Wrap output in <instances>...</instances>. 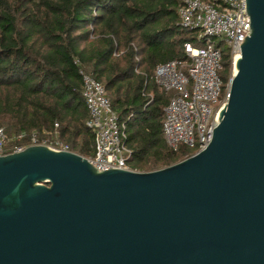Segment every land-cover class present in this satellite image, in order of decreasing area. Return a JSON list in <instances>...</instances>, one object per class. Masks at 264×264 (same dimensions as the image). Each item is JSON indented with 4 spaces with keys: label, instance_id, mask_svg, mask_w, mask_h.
<instances>
[{
    "label": "water",
    "instance_id": "water-1",
    "mask_svg": "<svg viewBox=\"0 0 264 264\" xmlns=\"http://www.w3.org/2000/svg\"><path fill=\"white\" fill-rule=\"evenodd\" d=\"M207 144L147 171L45 145L0 155V264H264V0H244Z\"/></svg>",
    "mask_w": 264,
    "mask_h": 264
},
{
    "label": "trees",
    "instance_id": "trees-1",
    "mask_svg": "<svg viewBox=\"0 0 264 264\" xmlns=\"http://www.w3.org/2000/svg\"><path fill=\"white\" fill-rule=\"evenodd\" d=\"M213 1V0H206ZM181 0H0V127L7 136L51 131L83 157L92 132L81 96L77 57L104 86L118 123L124 125L127 166L147 171L195 152L164 141L163 107L172 92L158 88L156 64L185 59L183 43H197L179 27ZM219 72L230 71L221 48Z\"/></svg>",
    "mask_w": 264,
    "mask_h": 264
},
{
    "label": "built area",
    "instance_id": "built-area-1",
    "mask_svg": "<svg viewBox=\"0 0 264 264\" xmlns=\"http://www.w3.org/2000/svg\"><path fill=\"white\" fill-rule=\"evenodd\" d=\"M176 14L179 27L195 32L197 45L183 43L186 58L156 64L152 76L160 90L172 92L163 107L161 130L165 143L171 150L184 144L197 151L209 141L217 123V112L228 98L232 62L239 54L244 35L248 34L249 18L244 0H181ZM222 44L230 58L225 82L219 74ZM72 63L78 67L81 96L88 112L84 124L93 136L92 153L86 160L100 171L131 169L127 166L130 152L124 144V125L118 123L103 84L83 70L77 57L72 58ZM56 125L41 134L32 131L11 136L0 127V155L37 144L68 150L58 138Z\"/></svg>",
    "mask_w": 264,
    "mask_h": 264
},
{
    "label": "rangeland",
    "instance_id": "rangeland-1",
    "mask_svg": "<svg viewBox=\"0 0 264 264\" xmlns=\"http://www.w3.org/2000/svg\"><path fill=\"white\" fill-rule=\"evenodd\" d=\"M194 34L195 33H193V36H194ZM216 41V40H215ZM193 44V43H192ZM194 45V44H193ZM222 50H224L227 54H228V50H227V47L224 45V44H222ZM89 156V155H88ZM88 156H85V158L86 157H88Z\"/></svg>",
    "mask_w": 264,
    "mask_h": 264
},
{
    "label": "bare ground",
    "instance_id": "bare-ground-1",
    "mask_svg": "<svg viewBox=\"0 0 264 264\" xmlns=\"http://www.w3.org/2000/svg\"><path fill=\"white\" fill-rule=\"evenodd\" d=\"M236 57H238V55H236V56L234 57V59H235ZM233 62H234V61H233ZM233 62H232V73L235 71V69H234V67H233Z\"/></svg>",
    "mask_w": 264,
    "mask_h": 264
}]
</instances>
